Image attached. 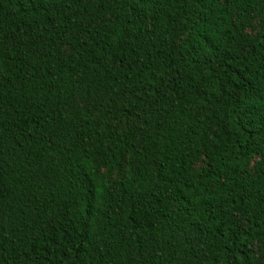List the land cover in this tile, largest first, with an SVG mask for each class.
Listing matches in <instances>:
<instances>
[{
	"label": "trees",
	"instance_id": "1",
	"mask_svg": "<svg viewBox=\"0 0 264 264\" xmlns=\"http://www.w3.org/2000/svg\"><path fill=\"white\" fill-rule=\"evenodd\" d=\"M0 264H264V0H0Z\"/></svg>",
	"mask_w": 264,
	"mask_h": 264
}]
</instances>
